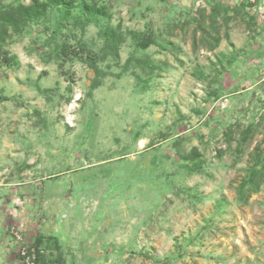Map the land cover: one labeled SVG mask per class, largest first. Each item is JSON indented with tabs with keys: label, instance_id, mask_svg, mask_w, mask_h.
Segmentation results:
<instances>
[{
	"label": "rangeland",
	"instance_id": "obj_1",
	"mask_svg": "<svg viewBox=\"0 0 264 264\" xmlns=\"http://www.w3.org/2000/svg\"><path fill=\"white\" fill-rule=\"evenodd\" d=\"M91 1L109 14L55 8L7 36L3 174L62 198L58 227L75 221L93 245L75 264H264V174L258 191L240 193L257 153L264 159V105L232 106L246 64L233 57L251 45L230 40L244 26L222 12L212 20L221 1ZM18 165L34 168L15 177Z\"/></svg>",
	"mask_w": 264,
	"mask_h": 264
},
{
	"label": "crops",
	"instance_id": "obj_2",
	"mask_svg": "<svg viewBox=\"0 0 264 264\" xmlns=\"http://www.w3.org/2000/svg\"><path fill=\"white\" fill-rule=\"evenodd\" d=\"M210 1L214 4L221 1L222 7L218 12L215 11L216 16L222 12L225 19L234 20L239 26H244L245 33L243 31L234 34L230 41L251 45V48L245 51L237 44L242 53L237 59L233 57L235 61H246V64L240 67L239 78L232 84L231 91L236 98L232 106L236 112L241 113L242 110L253 108L260 99L259 94L264 90V19L260 13L253 14L250 11L248 0ZM248 25L251 26L250 29L247 28ZM251 31L253 34L249 36ZM33 168L34 166L18 165L10 171L18 177ZM6 170L7 168L0 164V264H19L18 245L10 233V227L14 225L22 229L28 242L37 243L45 250L39 264L84 262L81 250L86 244L93 246L92 241H88L77 226L74 227L75 221L68 227L62 222L61 227H58L57 212L63 207L62 198H56L53 190H49L48 195L45 191L41 192L43 187L37 180L22 182L16 179L9 182L3 174ZM17 202H21V205ZM74 205L65 218L75 219Z\"/></svg>",
	"mask_w": 264,
	"mask_h": 264
},
{
	"label": "trees",
	"instance_id": "obj_3",
	"mask_svg": "<svg viewBox=\"0 0 264 264\" xmlns=\"http://www.w3.org/2000/svg\"><path fill=\"white\" fill-rule=\"evenodd\" d=\"M55 8L61 12L63 18L72 15L75 9H80L81 12L94 17L107 16L109 14L106 6L100 5L91 0H31V3L29 4L22 2H10L5 4L3 0H0V53L4 51V43L7 36L10 35L11 30L20 33L24 28H27L32 23H39L44 20L48 12ZM215 11L216 7L212 10V20H214V16L216 15ZM152 43L153 42L149 39H142L138 42V45L141 48L146 49ZM112 47L113 46H111V44H107L103 48V51H106L102 56L103 59L108 57ZM3 55L7 64H13L15 56H8L6 52H4ZM89 59L91 67L96 72V79L92 83V87L98 88L102 84V72L95 58L90 55ZM253 127V124H250L245 129V135L243 136L244 141L248 140L250 137ZM184 157H188L189 159L192 156L187 154ZM255 159L256 161L251 167L249 177L240 184L241 194H244L246 189L258 191L261 186L259 179H261V175L264 174V163L260 168L259 165L264 160L263 154L261 152L257 153ZM36 246H38V244H36Z\"/></svg>",
	"mask_w": 264,
	"mask_h": 264
},
{
	"label": "built area",
	"instance_id": "obj_4",
	"mask_svg": "<svg viewBox=\"0 0 264 264\" xmlns=\"http://www.w3.org/2000/svg\"><path fill=\"white\" fill-rule=\"evenodd\" d=\"M203 2L204 0H197L198 5H201ZM248 2L250 11L252 13H260L261 18L264 19V0H248ZM259 98L261 99V104L264 105V90L259 94ZM17 203L21 205V202ZM10 233L18 245L19 264H39L45 250L36 246V244L28 242L19 226H12Z\"/></svg>",
	"mask_w": 264,
	"mask_h": 264
},
{
	"label": "bare ground",
	"instance_id": "obj_5",
	"mask_svg": "<svg viewBox=\"0 0 264 264\" xmlns=\"http://www.w3.org/2000/svg\"><path fill=\"white\" fill-rule=\"evenodd\" d=\"M141 145H144V142L143 141L141 142Z\"/></svg>",
	"mask_w": 264,
	"mask_h": 264
}]
</instances>
